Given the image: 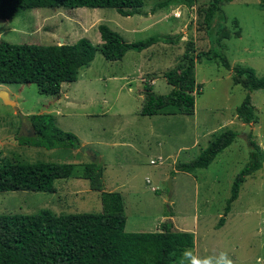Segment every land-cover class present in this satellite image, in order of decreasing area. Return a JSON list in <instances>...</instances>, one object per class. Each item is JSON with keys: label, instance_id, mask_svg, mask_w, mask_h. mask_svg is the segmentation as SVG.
Returning <instances> with one entry per match:
<instances>
[{"label": "rangeland", "instance_id": "rangeland-1", "mask_svg": "<svg viewBox=\"0 0 264 264\" xmlns=\"http://www.w3.org/2000/svg\"><path fill=\"white\" fill-rule=\"evenodd\" d=\"M142 1L138 14L131 16L113 8L38 7L0 19V41L10 43L70 44L83 37L96 47L99 24L127 42L159 38L114 61L105 60L96 48L89 65L77 69L75 80L62 82L57 95L40 94L32 83L0 84L14 103L0 100V162L74 165L70 177L54 180L52 192H0V214L98 212L100 192L114 190L123 200L124 231H152L169 223L171 230L190 234V245L170 252L166 264H264V88L248 91L234 84L230 69L244 66L257 76L264 73V4L227 0L220 4L225 19L216 20L208 34L196 27L198 7L210 0H174L160 8L164 0ZM170 37L176 41L162 40ZM215 37L218 45H213ZM185 46L192 57L215 47L228 68L217 56L200 57L193 69L198 91L191 93L193 113L142 116L143 83L152 84L157 94L168 92L163 75L184 65ZM246 95L253 118L242 133L245 123L235 107ZM38 113L51 115L61 131L75 134L78 147L21 143L32 135L26 115ZM226 129L235 133L232 142L205 168L192 173L176 169ZM248 140L262 151L261 165L244 177L224 213L232 179L248 159ZM89 162L101 166L94 186L82 178ZM220 217L223 223L216 227Z\"/></svg>", "mask_w": 264, "mask_h": 264}, {"label": "trees", "instance_id": "trees-1", "mask_svg": "<svg viewBox=\"0 0 264 264\" xmlns=\"http://www.w3.org/2000/svg\"><path fill=\"white\" fill-rule=\"evenodd\" d=\"M226 1L210 0L198 7V32L209 34L216 20L225 19L220 4ZM170 2L174 0L160 2L159 8ZM260 2L264 4V0ZM142 4V0H0V19H12L23 11L38 7L113 8L120 15L131 16L138 14ZM97 31L101 42L96 47L83 37L70 44L0 41V84L32 83L40 94L57 95L62 82L75 80L77 69L91 62L96 48L105 60L114 61L121 59L128 50L140 51L159 40L158 37L150 36L127 42L105 24L97 25ZM174 39L170 37L162 40L174 42ZM214 44H219L217 37L214 38ZM189 50L191 48L185 46L183 54L186 62L183 66L164 73L165 81L170 85L168 92L157 94L151 85L143 83V103L139 110L142 116L158 114L160 111L170 114L173 110L184 115L193 113L194 96L191 93L198 92L193 69L194 62L200 57L217 56L220 64L228 68L224 54L216 52L215 47L200 50L195 57L187 55ZM230 69L234 84L248 91L264 88V73L257 76L251 67L244 66ZM250 104L249 96L246 95L235 107V114L243 123L253 118ZM26 121L32 135L21 143L47 149L78 147L76 136L55 126L51 115L28 114ZM234 136L235 133L229 129L215 134L194 159L178 163L176 169L192 173L194 169L205 168L218 152L232 142ZM247 151V162L232 179L224 213L236 199L244 177L261 165L263 154L260 148L248 140ZM73 167L71 163L47 161L0 162V192H52L55 189L54 180L70 177ZM100 172L99 163L89 162L84 165L82 178L88 179L94 186ZM124 223L123 200L115 191L100 192L98 212L56 215L47 209H40L30 214H0V264H166L170 252L190 245V234L171 230L169 223L160 224L161 229L154 231L135 232L124 231ZM222 223L223 217H220L215 226L219 227Z\"/></svg>", "mask_w": 264, "mask_h": 264}, {"label": "water", "instance_id": "water-1", "mask_svg": "<svg viewBox=\"0 0 264 264\" xmlns=\"http://www.w3.org/2000/svg\"><path fill=\"white\" fill-rule=\"evenodd\" d=\"M61 42V40H60ZM0 100L4 103V104H9L11 106H14L13 101H11L8 96L7 93L3 90H0ZM249 129V125L247 123L244 124V127L242 129V133H246Z\"/></svg>", "mask_w": 264, "mask_h": 264}, {"label": "crops", "instance_id": "crops-1", "mask_svg": "<svg viewBox=\"0 0 264 264\" xmlns=\"http://www.w3.org/2000/svg\"><path fill=\"white\" fill-rule=\"evenodd\" d=\"M125 83H128V81H126ZM152 85V84H151ZM75 135V134H74ZM76 136V135H75ZM77 137V136H76ZM157 157H159V155L157 156ZM146 180H148V179H146ZM151 190H153V191H155L156 190V188H151ZM109 192H111V191H114V190H108ZM116 192V191H115ZM152 231H154V230H152Z\"/></svg>", "mask_w": 264, "mask_h": 264}, {"label": "clouds", "instance_id": "clouds-1", "mask_svg": "<svg viewBox=\"0 0 264 264\" xmlns=\"http://www.w3.org/2000/svg\"><path fill=\"white\" fill-rule=\"evenodd\" d=\"M88 65H89V64H88ZM203 264H209V262H208V261H204Z\"/></svg>", "mask_w": 264, "mask_h": 264}]
</instances>
